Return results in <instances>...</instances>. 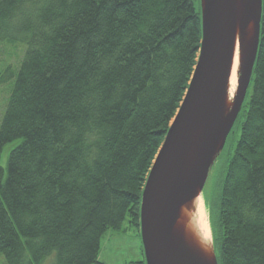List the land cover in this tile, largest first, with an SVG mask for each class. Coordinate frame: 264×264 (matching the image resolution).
<instances>
[{
  "label": "trees",
  "instance_id": "1",
  "mask_svg": "<svg viewBox=\"0 0 264 264\" xmlns=\"http://www.w3.org/2000/svg\"><path fill=\"white\" fill-rule=\"evenodd\" d=\"M197 4V5H196ZM200 0H0V42L19 41L0 122V253L6 264H104L185 95ZM239 138L209 217L217 264H264V0ZM238 115V117H239ZM237 117V119H238ZM129 264H145V261Z\"/></svg>",
  "mask_w": 264,
  "mask_h": 264
},
{
  "label": "water",
  "instance_id": "2",
  "mask_svg": "<svg viewBox=\"0 0 264 264\" xmlns=\"http://www.w3.org/2000/svg\"><path fill=\"white\" fill-rule=\"evenodd\" d=\"M235 1L200 0L201 39L196 65L141 193L139 232L145 264H206L176 246L174 226L181 204L194 191L203 189L209 167L239 115L250 83L259 41L262 0H249L244 7L252 19L253 42L240 71L232 109L223 118L237 24ZM193 135L196 140L192 143ZM191 148L194 158L189 167ZM214 264H217L215 255Z\"/></svg>",
  "mask_w": 264,
  "mask_h": 264
},
{
  "label": "rangeland",
  "instance_id": "3",
  "mask_svg": "<svg viewBox=\"0 0 264 264\" xmlns=\"http://www.w3.org/2000/svg\"><path fill=\"white\" fill-rule=\"evenodd\" d=\"M23 52L24 45L19 41H1L0 72L7 67L11 70H16L23 56ZM12 84L13 78H7L6 82L0 84V122ZM241 121L242 117L239 115L231 131L227 135L224 145L216 154L209 167L203 189L199 191L204 199L203 205L206 206L205 211L207 212L208 220L210 217L213 221L216 215V205L220 196L226 165L239 138ZM17 142L18 141L8 143L2 148L0 153V166L4 169V174L6 173L9 151ZM96 259L98 262L104 264H129L144 260L140 232L131 222L129 215L125 216L120 229L110 228L102 235ZM0 264H6L1 253Z\"/></svg>",
  "mask_w": 264,
  "mask_h": 264
},
{
  "label": "bare ground",
  "instance_id": "4",
  "mask_svg": "<svg viewBox=\"0 0 264 264\" xmlns=\"http://www.w3.org/2000/svg\"><path fill=\"white\" fill-rule=\"evenodd\" d=\"M249 0L235 1L236 29L230 68L225 87L223 100V118H226L234 103L238 90V81L244 59L249 52L253 42V23L245 10ZM257 9V4L254 6ZM247 25V26H245ZM195 135V134H194ZM192 136V143L196 140V135ZM194 158V151L191 148L188 152V166ZM204 199L196 190L184 201L176 216L174 226V238L179 249L187 251L194 259L201 260L206 264H214L212 251V241L208 224L206 206L203 205ZM205 208V209H204ZM210 237V243L207 242Z\"/></svg>",
  "mask_w": 264,
  "mask_h": 264
},
{
  "label": "clouds",
  "instance_id": "5",
  "mask_svg": "<svg viewBox=\"0 0 264 264\" xmlns=\"http://www.w3.org/2000/svg\"><path fill=\"white\" fill-rule=\"evenodd\" d=\"M207 242H209V243L211 242V241H210V237H209V239H208V241H207Z\"/></svg>",
  "mask_w": 264,
  "mask_h": 264
}]
</instances>
